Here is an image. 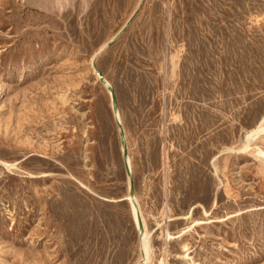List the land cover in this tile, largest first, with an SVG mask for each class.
I'll return each mask as SVG.
<instances>
[{
    "label": "rangeland",
    "instance_id": "rangeland-1",
    "mask_svg": "<svg viewBox=\"0 0 264 264\" xmlns=\"http://www.w3.org/2000/svg\"><path fill=\"white\" fill-rule=\"evenodd\" d=\"M116 111L146 264H264V0H0V264H137Z\"/></svg>",
    "mask_w": 264,
    "mask_h": 264
},
{
    "label": "bare ground",
    "instance_id": "bare-ground-1",
    "mask_svg": "<svg viewBox=\"0 0 264 264\" xmlns=\"http://www.w3.org/2000/svg\"><path fill=\"white\" fill-rule=\"evenodd\" d=\"M106 81L111 85V83L108 80H106ZM112 104H113V100H112ZM115 117H116L117 121H120V123L122 125V121H121V118H120V115H119V112L118 111L115 112ZM122 127H123V125H122ZM261 128H263V127L261 126ZM123 129H124V127H123ZM124 149H126V147L124 146V144H122V150H123L122 152H124ZM258 152L264 158V151L262 149H259ZM126 165L128 166V171H129L127 173H128V177H129V180L128 181H129V189H130V176H131V171L133 170V165H132L131 157H130V155L128 153H127L126 159H125V166ZM126 197L129 199V201L131 203L132 214H133V217H134L133 219L135 220L136 226L138 227V230L140 232L139 233L140 234V244H139V247H140L141 254H140V260L137 262V264H146V260L149 258V252H150L149 251V235H148V232L149 231H147L146 220H145L144 215L142 214V210L140 208V204L138 202L137 197L135 195H133V196L130 195V192H129L128 196H126ZM134 201H136L137 207L134 205Z\"/></svg>",
    "mask_w": 264,
    "mask_h": 264
},
{
    "label": "water",
    "instance_id": "water-1",
    "mask_svg": "<svg viewBox=\"0 0 264 264\" xmlns=\"http://www.w3.org/2000/svg\"><path fill=\"white\" fill-rule=\"evenodd\" d=\"M132 18L130 19V21L132 20ZM125 28L126 27H124L123 31L125 30ZM100 78L104 82L105 86L111 91V96H112V100H113V106H114V109H116L117 108V105H116V97H115V94L113 92L112 86L104 79V76L101 73H100ZM117 124H118L119 130H120V138H121V141L124 144V146L126 147V145H125L124 129H123L120 121H117ZM126 155H127V150L124 149V159H126ZM126 170H127V172H129L127 165H126ZM129 192H130V195H132V196L134 195V183H133V180H132V177L131 176H130V189H129ZM134 205L137 207L136 201H134Z\"/></svg>",
    "mask_w": 264,
    "mask_h": 264
}]
</instances>
